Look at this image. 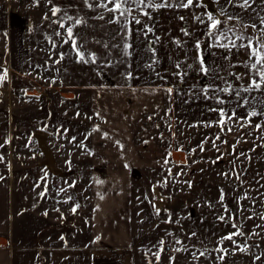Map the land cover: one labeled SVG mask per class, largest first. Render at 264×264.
Masks as SVG:
<instances>
[{
    "label": "rangeland",
    "instance_id": "1",
    "mask_svg": "<svg viewBox=\"0 0 264 264\" xmlns=\"http://www.w3.org/2000/svg\"><path fill=\"white\" fill-rule=\"evenodd\" d=\"M25 2L30 7L27 67L21 75L7 72L0 82L1 232H12L26 246L41 245L42 238L54 247L103 246L109 255L121 254L122 264H264V134L255 128L264 117L229 125L232 131L192 126L216 121L218 113L208 111L216 105L190 99L191 88L172 94L154 90L157 65H146L156 61V44L153 51L149 43L155 36L143 32L146 24L155 33L152 14L132 12L141 24L128 25L127 56L120 26L108 22L113 13L98 19L103 9L86 7L60 9L54 17L43 0ZM256 12L264 15L259 7ZM64 16L86 21L73 32L97 63L78 62L71 41L63 42L72 22L60 28L53 21ZM243 21L259 23L255 13ZM61 52L64 58L56 63ZM246 113L237 110L240 117ZM35 131L47 133L57 171L45 165ZM217 134L227 141H216L219 151L211 142ZM232 145L247 158L237 157ZM227 172L231 178L222 175ZM220 189L230 213L219 202ZM236 218L245 235L234 239L254 245L250 250L221 242L236 231ZM176 238L184 244L173 243ZM162 239L166 250L157 258ZM221 243L226 251H213ZM205 249L211 255L191 254Z\"/></svg>",
    "mask_w": 264,
    "mask_h": 264
},
{
    "label": "snow or ice",
    "instance_id": "2",
    "mask_svg": "<svg viewBox=\"0 0 264 264\" xmlns=\"http://www.w3.org/2000/svg\"><path fill=\"white\" fill-rule=\"evenodd\" d=\"M51 2V0H49ZM84 3L87 5L89 9H103V12L98 13V19H105L104 12H111L113 16L108 19L109 23H117L120 26V35L121 39L124 40L123 48L125 50V55L130 56L132 49V44L130 43V36L132 30L128 27L129 24H141V21L132 15L133 11H138L143 15H147L151 18V13L148 11L149 9L152 10H159V9H189L202 7L201 0H84ZM256 3V0H227V4L221 7L218 13H200L197 14L195 12L192 13L193 18L201 23L206 24L208 29L207 35L211 38L212 44L216 47H220L225 49L226 52L232 53L233 50L239 52L240 49H245L248 53L247 60L242 62L243 67L246 69L245 73H234L229 71L228 76L234 78L235 81H239L240 83L237 85L233 81L226 79L224 76L220 75L219 71H215L210 67H206V62L203 59L199 60V71L205 76H211V83L206 87H201L199 92H196L197 86L194 84L192 85V91H190L187 95L189 98H197L199 99L202 97L206 101H212L216 106L208 108L210 112L218 113V118L216 121H200L197 122L196 125L192 126H199L204 125L208 127L212 126H219L223 131L225 128L228 131H232L233 127L229 125L235 126L240 121H243L244 124H251V118L253 117H264V15H260L259 12L253 8V12L258 17L259 23L252 21V22H244L241 20L238 14H231L227 12L225 9L228 6L233 8L239 7L241 9L247 10L252 8V6ZM111 5V7H109ZM52 15L54 17L57 16L60 9L52 8ZM205 16L207 17V21L205 20ZM45 19H48L45 16ZM181 20H184V16H180ZM66 21H71L72 24H69L66 31V36L64 39V43H69L71 41V45L73 50L76 52L78 62L84 63H97V57L95 53L89 52L86 47L84 46L83 42L77 43V34L73 32V26L79 25L82 23H86L83 18H73L71 16H64L54 20V23H57L60 28H65ZM248 29H251V33L248 32ZM137 31H140L139 29ZM183 34L185 36L190 35L187 29H182ZM143 32L145 36L149 33H152L155 36L153 28L149 27L145 24L143 28ZM57 35H60L57 32ZM159 37L156 36L154 40L149 41L152 49L154 51L155 44L159 41ZM177 45H179L180 41H176ZM119 46V45H114ZM56 45L53 43V48ZM105 47H108L105 44ZM195 47L199 50L201 45L199 42L196 43ZM64 58V53H59V58L57 59L56 63H59ZM228 59V57H224ZM156 63L155 60H152L150 64L146 65V67H152ZM235 65L230 64L228 67H234ZM177 72L174 73L177 77L180 78V82H184V77L187 76V69L191 68V65H182L180 62H177L175 65ZM128 75H131L128 73ZM247 76L248 81L244 82L243 77ZM7 77V70L3 69L2 74H0V82H2ZM217 80L220 83H217ZM53 83L55 81H52ZM168 93L171 94L173 89L169 87L167 89ZM253 93H257L258 95H253ZM223 96H228L230 99H223ZM189 102V101H185ZM234 104L235 107H226V105ZM239 108H245L247 110L245 117H240L237 115V110ZM255 128L261 130L262 134H264V121L261 123H256ZM264 138V135H262ZM216 141H219L220 144L227 143L221 139V136L217 134L214 138H212L211 142L214 148L219 151V146L217 145ZM208 142L207 138L201 142L198 146L201 151H204V143ZM234 153L237 157L245 156L246 154L242 152H235V145H232ZM182 150V149H180ZM191 151H195L192 149ZM223 156H217L212 163H216ZM3 158L0 157V160ZM167 162V161H166ZM226 178H231V172L222 173ZM174 178V177H173ZM239 179V176H237ZM189 187L191 185L189 184ZM220 204L223 207V211L225 213H230L231 210L225 204V197L226 193L223 189H220ZM79 207V204H76L73 208L75 211L76 208ZM153 208L157 215L160 214V209L155 207L153 204ZM234 216V213L229 216L231 219ZM261 217L264 218V214H261ZM220 220H225V216L221 215L218 217ZM251 218V217H249ZM164 222H172L170 220H166ZM233 228L236 229L234 233L228 234L226 237H221V242L225 239L230 240L232 244L235 246L237 250L245 251L250 250L254 245L245 242L241 245L234 236H244L245 234L240 230L241 226L239 224L238 218L235 219L233 223ZM259 227V226H258ZM254 235H259V233H253ZM168 235L173 236V233H168ZM193 236L196 234L193 233ZM175 244L181 245L184 244V241L176 238L172 241ZM160 248L157 249L155 255L159 258L160 251H164L165 249V241L162 239L159 242ZM177 251H188V249H176ZM213 251H226V249L222 248V243L218 244L216 249ZM191 254L193 256H197V258L201 256H209L211 255L207 249L203 251H192ZM255 255V253H252ZM171 259V258H170ZM257 260L260 257H256Z\"/></svg>",
    "mask_w": 264,
    "mask_h": 264
},
{
    "label": "crops",
    "instance_id": "3",
    "mask_svg": "<svg viewBox=\"0 0 264 264\" xmlns=\"http://www.w3.org/2000/svg\"><path fill=\"white\" fill-rule=\"evenodd\" d=\"M49 7L58 9H79L86 8L84 0H43ZM210 5H205L201 0L202 7L189 9H159L148 11L153 15L155 21V37L160 39L156 43V65L157 77L153 83L154 90L167 91L169 87L172 93L179 89H192L208 86L211 76H205L199 71V60L206 62V67L219 71L226 79L239 84L228 72L245 73L246 69L242 62L247 60L248 53L245 49L239 52L233 50L228 53L225 49L212 44L211 38L207 35L206 24L197 22L192 13H218L227 0H209ZM264 0H256V3L247 10L239 7L228 6L225 10L231 14H238L242 20H251L253 8L262 10ZM30 7L25 0H0V70L6 69L8 74L21 75L25 72L29 53V27ZM153 12V13H152ZM180 16L185 19L181 20ZM243 16V18H242ZM207 21V17L205 16ZM182 29H187L190 35L185 36ZM180 43L177 45L176 41ZM199 42L201 48L198 50L195 45ZM228 57L225 59L224 57ZM191 65L187 69V76L184 82L174 75L177 72L176 63ZM230 64L234 67H228ZM244 82L248 77H243ZM217 83H220L217 80ZM171 93V94H172ZM9 221V222H8ZM7 229L12 231V218H7ZM5 229V228H4ZM12 232L4 234L0 230V257L1 264H114L123 262L122 255L110 254L103 246L92 248L80 246L78 248L54 247L53 245L42 244L26 246L19 240L12 237ZM22 238V237H21ZM22 244L20 245V243ZM17 243V244H16ZM39 261V263H37Z\"/></svg>",
    "mask_w": 264,
    "mask_h": 264
},
{
    "label": "water",
    "instance_id": "4",
    "mask_svg": "<svg viewBox=\"0 0 264 264\" xmlns=\"http://www.w3.org/2000/svg\"><path fill=\"white\" fill-rule=\"evenodd\" d=\"M203 3L205 5L211 4L209 0H203ZM33 135L37 141V145L39 149L44 155V158H45L44 163L47 166V168L53 172L57 171V168L55 167L53 153L47 144V137H48L47 133L42 132V131H35Z\"/></svg>",
    "mask_w": 264,
    "mask_h": 264
}]
</instances>
